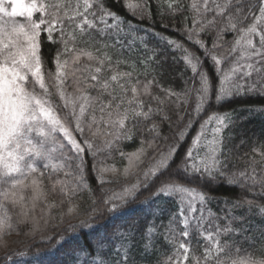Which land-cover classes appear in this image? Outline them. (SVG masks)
<instances>
[{"label":"snow or ice","instance_id":"obj_1","mask_svg":"<svg viewBox=\"0 0 264 264\" xmlns=\"http://www.w3.org/2000/svg\"><path fill=\"white\" fill-rule=\"evenodd\" d=\"M164 3L169 15L185 10L181 0ZM123 6L144 19L152 4L151 0H142ZM187 9L190 16L185 19H190L191 27H185V39L202 55L174 39L165 38V43L181 53L198 84L182 93L195 96L194 116L179 127L174 142L152 158L154 163L143 171L142 180L140 165L145 149L127 154L128 165L122 175L126 181L133 177L135 182L125 184L120 192L102 195L98 202L94 199L90 221H80L81 227L96 230L94 241L73 247L61 235L54 255L79 251L86 257L83 264H108L115 253L111 264H136L137 250L144 256H158L162 241L171 251L158 264H264V204L242 194L223 202V215L210 207L213 184L238 187L242 192H253L259 186V195L264 196V168L259 175L256 171L258 163L264 164V142H257L244 170L233 172L228 161L221 159L226 131L249 118L255 109L243 106L211 112L199 123L183 159L173 167L194 117L206 107L264 96V0H190ZM125 23L106 0H0V247H7L4 237L17 232L20 225H29L26 235L35 237L40 233L43 238L50 220L63 223L66 218L79 216L75 201L82 191H91L85 151L93 158L100 183H107L104 174L118 170L98 166V153L110 151L121 139L130 140L133 130L145 122H150L146 130L158 135L153 117L170 120L167 106L179 108V94L164 88L155 77L141 80L134 71L120 70L121 61L113 60L106 51L110 46L97 45V36L109 30L119 42ZM42 33L47 34V42L60 45L52 57L54 71L47 69L42 59ZM201 34L211 37L210 46ZM228 34L232 40L225 43ZM204 59L212 62L215 84L203 66ZM225 63L227 67L222 66ZM154 85L163 96L152 91ZM53 96L59 98L60 105ZM174 96L176 101L172 100ZM61 107L67 110L64 115ZM177 118L184 121L179 112ZM77 135L82 139L78 140ZM97 136L111 139H103V147H96ZM199 147L204 148L203 155ZM149 185L151 198L167 197L177 206L160 234L155 224L141 227L136 220L125 228L99 224L106 216L110 220L129 211L140 189ZM249 214L262 221L259 237L251 233L257 225L246 223ZM68 227L75 232V225ZM237 233L248 247L236 238ZM28 255V251L13 250L0 258V264H16L17 257ZM32 255V264H66L55 259L45 261L42 258L46 254L39 250Z\"/></svg>","mask_w":264,"mask_h":264},{"label":"trees","instance_id":"obj_2","mask_svg":"<svg viewBox=\"0 0 264 264\" xmlns=\"http://www.w3.org/2000/svg\"><path fill=\"white\" fill-rule=\"evenodd\" d=\"M142 0H120L119 3L115 0H106V5L112 10L120 14L126 21L123 26V31L120 33L119 42L115 36V33L109 30L106 35L97 36V45L103 47L106 43L110 47L106 49L109 55L113 57V60H119L120 70L122 71H134L141 80L156 78L157 82L166 89H171L172 92L179 94L180 106L175 108L174 104H169L165 111L171 117L170 120L162 119V116H155V120L158 128V135L155 132L147 131L146 128L150 127V122H145L139 125L133 130L132 138L130 140L121 139L110 151L99 152L97 155L98 166L115 167L118 171L106 172L104 179L109 181L101 184L98 179V173L93 168V158L88 154L87 150L84 153L86 179L90 188L89 191H82L79 197L76 199V203L79 205V216L74 218H66L63 223H60L56 219L50 220L49 224L45 227L43 238L40 233L35 237H30L25 233L28 231L29 225H20L17 232H13L11 235L5 236L4 241L7 243V247H0V258H2L7 252L15 251H28L29 255L25 257H17L16 264H32L35 258L32 255L34 251L44 252L46 255L42 258L45 261L58 260L65 261L66 264H83L86 259L84 255H81L79 251H74L70 255H54V251L58 245L57 241L61 235L67 237L72 243V246L76 245L87 246L95 239L96 230L87 227H81L80 221H90V209L93 207V200L99 201V198L109 192H120L122 186L128 183H134L133 177H128L127 181L122 175L123 169L128 165L127 154L136 152L141 147L145 149L146 154L142 156L144 161L140 165V179L143 178V171L154 163L153 157H158L159 152L165 151L167 147L172 144L173 138L179 127H182L190 117L194 116L195 96H184L182 93L189 89L198 86L197 82L193 79L191 70L186 67L185 62L181 59V53L173 50L170 45L165 43V38L174 39L183 42L190 50L197 52L198 55L202 53L196 48V46L185 39L184 30L185 27H191L190 19L186 20V16H190L187 9L190 0H181V3L185 6V10L182 13L176 15H169L167 4L164 0H151V11L145 16L144 19L138 18L137 15L131 14L123 5L124 3H137ZM159 4V7L157 5ZM112 23V21H109ZM135 29V31H129ZM46 33L41 35V48L42 59L45 62V67L54 71V64L52 57L55 54L56 48L60 47L59 44H53L46 41ZM57 34L54 33V38ZM201 39H204L208 46H210L211 37L201 34ZM232 40V35L225 36V43ZM219 55V53H218ZM155 60H152V57ZM127 63H124V62ZM204 68L212 76L213 83H216V73H213L212 62L208 59L203 61ZM227 67L225 63L222 65ZM70 83V81H69ZM69 91L71 89L69 88ZM152 91L156 94L163 96L159 88L155 85ZM53 101L60 105L61 101L57 96L52 97ZM173 101L177 100V97H172ZM187 103H183V101ZM155 106V105H154ZM243 106H251L255 109L254 113H250L249 118L238 121L235 128L231 131H226L225 141L223 145V152L221 159H226L229 164V168L233 172L241 171L248 168L250 163V157L254 155L253 148L257 147V142H264V112L261 111L264 108V96L252 95L243 98H237L225 102L222 106L206 107L205 111L200 113L199 116L194 117L192 129L188 133L187 139H185L179 152L176 154L173 167L179 164L184 157L185 151L191 144V138L198 130L199 123L202 119L207 118L213 111H228L230 109H239ZM61 115L67 111L62 107L59 109ZM177 112L184 116V121H178ZM75 134V133H74ZM210 134V132L208 133ZM92 139V137H88ZM111 139V137L97 136L94 139L96 147H103V139ZM211 138V137H210ZM209 138V139H210ZM77 139H82L77 135ZM149 144L152 147H149ZM125 155L122 156L120 153ZM200 154H204V148L199 150ZM256 160L259 161L260 157L257 155ZM264 168V164L258 163L256 165V171L259 175L261 169ZM63 175L62 173L60 174ZM45 184H48L47 177L44 178ZM152 186L148 188L142 187L137 193V198L130 205V210L120 214L119 218L112 217L110 220L105 217V220L99 221L100 225H108L109 227L115 226L117 228H125L133 220L139 222V225L143 227L145 224H155L160 231L163 230V226L168 223V217L176 210V203L174 200L163 197L159 199L151 198ZM255 193V195L253 194ZM243 196L248 199L254 200L258 204H264V196L259 195V186L249 192L242 190L238 187H232L227 184H213L211 187V199L210 205L213 212L224 214L225 203L231 198ZM14 211V210H12ZM240 213L237 212V215ZM39 215V213H37ZM253 223L257 225L252 228L251 233L259 237L262 229L260 224L262 221L253 214H249L246 223ZM237 226L239 221L236 222ZM69 224L75 225L76 229L73 232L69 229ZM102 230V228H101ZM252 234L248 235V241L252 240ZM50 237V239H49ZM237 239L244 247H248L245 240L237 233ZM117 243V241H113ZM67 249L68 245H64ZM159 255L144 256L138 250L134 256L136 264H158L159 261H163L166 254L170 253V248L164 245L161 241ZM49 249H53V252H49ZM115 257L113 253L112 257H109L108 264H111V259ZM91 264V261H89ZM191 264V261H189Z\"/></svg>","mask_w":264,"mask_h":264},{"label":"rangeland","instance_id":"obj_3","mask_svg":"<svg viewBox=\"0 0 264 264\" xmlns=\"http://www.w3.org/2000/svg\"><path fill=\"white\" fill-rule=\"evenodd\" d=\"M70 83H71V81H70ZM210 127H211V126H210ZM207 135H208V138L211 137V133H210V134L207 133ZM201 148H202V147H199L197 150L199 151ZM69 154H71V153H69Z\"/></svg>","mask_w":264,"mask_h":264}]
</instances>
